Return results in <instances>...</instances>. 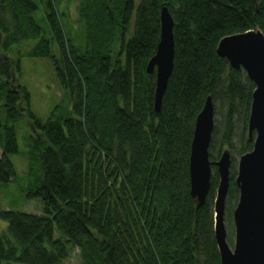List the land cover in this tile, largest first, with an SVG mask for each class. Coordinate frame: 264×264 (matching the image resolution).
I'll return each instance as SVG.
<instances>
[{"label": "trees", "instance_id": "1", "mask_svg": "<svg viewBox=\"0 0 264 264\" xmlns=\"http://www.w3.org/2000/svg\"><path fill=\"white\" fill-rule=\"evenodd\" d=\"M76 6L78 44L57 0H0V192L16 179L9 157L18 154L24 121L25 199L42 205L39 215L0 208L7 225L0 264H64L75 250L80 264H219L213 166L203 205L195 210L189 194L194 121L210 95L216 106L210 160L235 138L238 157L252 149L254 85L216 47L250 30L264 36V0H77ZM162 6L173 18L174 58L156 113L155 78L145 69ZM24 50L51 61L70 102L45 122L14 79ZM235 163L231 157L230 208L238 198ZM227 238L231 246V233Z\"/></svg>", "mask_w": 264, "mask_h": 264}, {"label": "water", "instance_id": "2", "mask_svg": "<svg viewBox=\"0 0 264 264\" xmlns=\"http://www.w3.org/2000/svg\"><path fill=\"white\" fill-rule=\"evenodd\" d=\"M159 39L145 72L154 74L153 108L159 112L174 58L173 18L166 6L159 11ZM216 53L235 70L241 69L254 85L247 120L252 149L237 161L234 185L238 191L232 211L233 246L227 242L225 202L230 185L228 148L211 162L209 146L214 128V103L207 96L195 118L189 153V194L195 210L203 205L210 188L212 166L218 175L213 199V236L219 264H264V36L260 30L223 37Z\"/></svg>", "mask_w": 264, "mask_h": 264}, {"label": "rangeland", "instance_id": "3", "mask_svg": "<svg viewBox=\"0 0 264 264\" xmlns=\"http://www.w3.org/2000/svg\"><path fill=\"white\" fill-rule=\"evenodd\" d=\"M77 0H57V9L62 17L64 28L68 34L74 32L73 37L74 43H80V37L82 36L83 29L78 19L77 13ZM42 13V11H40ZM38 19V16L36 17ZM67 24V25H66ZM73 27V29L71 27ZM74 30V31H73ZM16 82L21 87L25 88L30 96V111L45 122L55 107H63L64 109L70 108V102L67 94L61 88L55 73L52 63L49 59H41L30 57L26 55V50L22 51L20 58V73L18 77L14 76ZM216 106L214 104V124L216 120L215 114ZM240 129L237 127L236 132ZM30 129L26 122H21L17 128V143H18V154L11 155L9 157L10 162L15 170L16 179L3 191L0 192V208L2 210H17L23 211L33 215H39L41 213V203L38 200H26L25 199V179L27 176V159L25 153L27 152V142L25 136L28 135ZM236 137V136H235ZM212 138V137H211ZM230 150L231 157L236 159L234 164L235 171L237 169L239 149L238 139L232 140ZM210 147V146H209ZM227 148V147H225ZM224 149V148H223ZM222 149V150H223ZM221 150V151H222ZM220 151V154H221ZM0 149V156H1ZM220 154L218 156H220ZM210 157V156H209ZM215 160H210L215 162ZM231 167V166H230ZM216 169L215 166H213ZM231 171V169H230ZM214 170L212 169V175ZM231 173V172H230ZM236 175V174H235ZM27 184V183H26ZM230 203L225 202L224 222L227 230V236L231 233V246L234 241V227L232 222V211L234 208H230ZM213 209V208H212ZM6 223L0 221V234L6 231ZM228 240V238H227ZM19 264V263H9ZM64 264H80L79 252L74 251L72 258L66 261Z\"/></svg>", "mask_w": 264, "mask_h": 264}]
</instances>
